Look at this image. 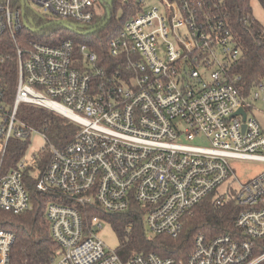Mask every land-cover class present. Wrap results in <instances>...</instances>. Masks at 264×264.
Segmentation results:
<instances>
[{
    "label": "built area",
    "instance_id": "2783aa9c",
    "mask_svg": "<svg viewBox=\"0 0 264 264\" xmlns=\"http://www.w3.org/2000/svg\"><path fill=\"white\" fill-rule=\"evenodd\" d=\"M137 1L141 12L108 43L110 56L126 68H107L89 45L76 47L71 39L57 46L30 40L17 49L13 106L0 105V209L12 215L33 209L26 175L35 168V191L50 199L46 219L60 248L48 264H264V172L229 198L217 194L233 175L231 160L264 163V132L249 116L251 103L227 78L239 50L222 21L202 14V0H161V7ZM21 4L0 0V38L9 34L16 41L25 28ZM25 5L43 17L90 26L77 28L81 33L107 8L103 0ZM22 105L57 113L79 130L62 147L39 131L42 151L28 157L27 150L8 167L11 141L30 142L37 131L19 118ZM240 109L246 121L235 116ZM198 137L211 147L181 143ZM212 194L218 204L234 200L238 206L233 230L199 235L185 258L149 253L124 262L97 235L107 221L103 215L126 214L137 205L150 235L178 238L186 215ZM15 240L0 229V264H10Z\"/></svg>",
    "mask_w": 264,
    "mask_h": 264
},
{
    "label": "trees",
    "instance_id": "16d2710c",
    "mask_svg": "<svg viewBox=\"0 0 264 264\" xmlns=\"http://www.w3.org/2000/svg\"><path fill=\"white\" fill-rule=\"evenodd\" d=\"M169 1L180 3L182 0ZM258 1L264 9V0ZM202 2V14L212 20L222 21L224 31L229 32L235 48L239 50V58L230 63L226 73L228 82L236 87L242 98L248 100L254 88L264 85V24L254 17L252 0H202ZM113 8L114 10H111L107 7L105 17L96 18L94 27L87 32L82 31V35L70 31L62 22L52 17H43L26 9V21L30 28L25 27L17 33L16 41H13L9 34L0 38V60H4L0 63V105L4 108L13 106L18 82L16 51L18 48H26L27 41L30 40L52 46L69 39L75 42L76 47L86 43L99 55L107 68L119 65L126 68V62L124 65V61H118L110 56L108 43L121 33L131 18L141 12L142 5L137 0H114ZM118 9L124 12L119 23L114 18ZM47 24L51 26L45 27ZM41 27L45 28L37 33L31 30ZM92 29L97 31L88 33ZM226 59L228 60V57ZM18 115L28 126L45 133L49 144L59 147L73 140L79 130L75 123L44 108L22 105ZM29 145L28 140L11 141L6 160L8 167L17 165ZM48 162V155L41 158L40 168L43 170ZM34 171L35 168H30L26 175L27 187L32 193L33 209L21 215H12L0 209V229L12 232L16 236L10 264H48L60 252L59 246L51 237L46 219V205L50 199L48 195L35 191L38 178ZM238 214L239 208L234 200L218 204L215 194H212L186 215L183 220V231L178 238L149 235L143 213L137 205L129 213L106 214L103 217L119 235L121 246L117 253L126 262L135 255L149 253L161 257L185 258L193 250L195 239L199 235L214 237L232 232Z\"/></svg>",
    "mask_w": 264,
    "mask_h": 264
},
{
    "label": "rangeland",
    "instance_id": "374dc122",
    "mask_svg": "<svg viewBox=\"0 0 264 264\" xmlns=\"http://www.w3.org/2000/svg\"><path fill=\"white\" fill-rule=\"evenodd\" d=\"M103 2L111 10H114L113 8L114 0H103ZM251 4L253 8L254 17L258 21L264 24V9L260 5L259 1L252 0ZM162 5L163 3L161 0H148L145 7H152V6L161 7ZM103 11L106 12V9H103ZM123 16H124V12L122 9H118L114 14V18L117 23L121 21ZM57 21L65 23L67 25H72V28L75 30H77V28L81 30L82 29L87 30L88 27L90 28V26L87 27L85 25L70 23L71 21H67V20H57ZM72 35L75 36V34ZM217 56L219 61L223 59V54L221 49L218 50ZM207 80H210V78L208 77ZM256 94L259 95L260 97L259 99H255ZM248 101L251 103V108L249 109L248 112L249 116L255 117L257 119L264 132V86L254 88L251 92ZM35 130L37 129L35 128ZM181 143L193 145V146H199V147H207V148L211 147L209 141L204 137H198L194 141H187L185 138H183ZM45 145H46V141L43 138L42 134L39 132V130H37L36 132L34 131L30 139V145L27 151V156L31 157L33 154L39 153L40 151H42ZM230 164L233 169V175L228 182H226L224 185H222L219 188L217 192L219 197L223 196L225 198H229L232 195L233 190L239 189L241 185L251 181L256 176L264 172V163L261 162L231 160ZM229 188H231L232 190L229 191ZM97 235L105 243L108 249L117 252L119 251V248L121 246L119 235L108 221L103 220V228L99 230Z\"/></svg>",
    "mask_w": 264,
    "mask_h": 264
},
{
    "label": "water",
    "instance_id": "95a60500",
    "mask_svg": "<svg viewBox=\"0 0 264 264\" xmlns=\"http://www.w3.org/2000/svg\"><path fill=\"white\" fill-rule=\"evenodd\" d=\"M105 6H107V5H105ZM108 7V6H107ZM21 13H22V19H23V24H24V27H26V28H30L29 27V25H28V23H27V21H26V5H25V0H22V4H21ZM108 19H110V13L108 12ZM58 24H61V23H58ZM62 25L64 26V27H66L67 29H69L70 31H72V32H74V33H77V34H79V35H82L83 33H81V32H78V31H76L75 29H73L72 27H70L69 25H67V24H65V23H62ZM106 25V23L104 24V26ZM51 26V24H47V25H45V27H50ZM45 27H41V28H38V29H31L33 32H35V33H37V32H40L41 30H43V28H45ZM97 31V29H92L90 32H88V33H94V32H96ZM238 115H240V116H242L243 117V120L244 121H246V118H247V113H246V111L244 110V109H240V110H238L237 112H236V114H235V116H238ZM244 128H245V126H244Z\"/></svg>",
    "mask_w": 264,
    "mask_h": 264
},
{
    "label": "bare ground",
    "instance_id": "6f19581e",
    "mask_svg": "<svg viewBox=\"0 0 264 264\" xmlns=\"http://www.w3.org/2000/svg\"><path fill=\"white\" fill-rule=\"evenodd\" d=\"M65 114H68V115H70L68 112H65Z\"/></svg>",
    "mask_w": 264,
    "mask_h": 264
}]
</instances>
